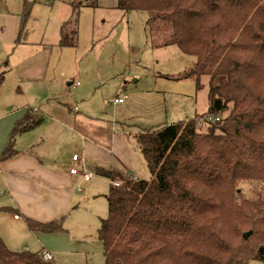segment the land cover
Instances as JSON below:
<instances>
[{
  "label": "trees",
  "instance_id": "trees-1",
  "mask_svg": "<svg viewBox=\"0 0 264 264\" xmlns=\"http://www.w3.org/2000/svg\"><path fill=\"white\" fill-rule=\"evenodd\" d=\"M118 7L149 15L155 46L176 45L194 57L182 78L194 79L198 91L206 80L209 98L204 115L127 135L151 178L106 195L108 215L97 234L104 264L264 262V0H119ZM77 28L75 10L62 26V47L76 46ZM42 122L28 111L0 159L15 156L18 136ZM243 184L260 189L246 197ZM26 223L34 233L66 232L64 218ZM0 264L56 263L12 251L0 237Z\"/></svg>",
  "mask_w": 264,
  "mask_h": 264
},
{
  "label": "rangeland",
  "instance_id": "rangeland-1",
  "mask_svg": "<svg viewBox=\"0 0 264 264\" xmlns=\"http://www.w3.org/2000/svg\"><path fill=\"white\" fill-rule=\"evenodd\" d=\"M118 1L0 0V72L21 62L27 55V50L20 49L19 42H42L52 49L49 63L41 61L37 67L38 82L18 83L17 72H14L7 84L1 86L0 111L11 107H14L12 111L39 110L45 123L37 130V136L45 134L50 143H54L49 126L52 119L73 124L75 117L86 114L107 116L114 99L126 95V91L159 90L165 94L171 109L170 124L204 115L208 110L207 81H203L204 87L198 91L194 79L182 78L193 67L194 57L184 55L176 45L155 46L146 31L149 15L141 11L126 12L118 7ZM26 8L29 9L27 17ZM75 10L78 14L77 44L75 48H62L58 46V25L61 27ZM23 22L25 30L20 35ZM73 81L80 82L81 87H69L68 83ZM201 128L206 129L205 126ZM64 139L60 147L64 146L71 154L79 150L73 135L64 136ZM138 166L143 173L141 179L150 180L143 158ZM94 175L93 180L99 179ZM108 186L104 181L102 188ZM242 187L245 196L250 198L255 196L254 189H260L256 184H243ZM83 191V194L90 193L85 187ZM104 194L107 193L99 192L94 195L97 197L87 200L65 225L80 247L91 245L87 254L79 249L76 253H60L55 256L57 264H104L105 258L94 243L98 240L100 218L108 215L109 203ZM31 237L27 247L36 252L35 239ZM22 248L21 241L14 242L11 247ZM251 264L264 262L252 261Z\"/></svg>",
  "mask_w": 264,
  "mask_h": 264
},
{
  "label": "crops",
  "instance_id": "crops-1",
  "mask_svg": "<svg viewBox=\"0 0 264 264\" xmlns=\"http://www.w3.org/2000/svg\"><path fill=\"white\" fill-rule=\"evenodd\" d=\"M65 22L61 27L58 25V46H61V30ZM19 44L20 49L27 50V55L21 62L0 72L5 74L2 85L7 84L14 72H17L18 83L35 84L40 80L38 65L40 66L41 61L50 60V46L42 42ZM68 86L76 89L81 84L73 81ZM126 93L115 98H123L124 102H114L107 116L92 117L86 114L80 118L75 117L73 124H68L63 119H52L49 126L54 134L51 140L55 144L50 143L45 134L37 136V130L45 123L43 117L42 124L15 140L18 151L15 156L0 159V237L10 250L31 252L30 247H27V240L31 235L35 239L36 252H49L56 264L55 256L60 253H76L79 249L81 253L87 254L91 245L80 247V243L69 235L66 226L65 233H34L29 230L26 219L49 223L64 218L66 225L69 217L77 214L87 200L97 197L94 195L99 192L105 191L108 194L111 187H114V182H128L130 173L141 180L143 173L138 165L139 160H144V157L127 135L170 125L171 109L166 95L159 90H134ZM12 110L14 107L0 111V156L11 139L15 125L28 111L35 110V114L40 115L35 108ZM68 135H73L79 144V150L72 154L64 146L60 147L65 140L64 136ZM51 144H54L53 147ZM75 155H78V161L73 160ZM72 168H76L78 173L71 174ZM100 171L109 173V176H104ZM93 174L99 179L93 180ZM84 175H90V179L86 180ZM104 181L108 183V188H102ZM83 187L90 193L83 194ZM107 194L103 196L106 198ZM103 219L105 218H100L99 228ZM18 241H21V245L24 244V248L11 249L14 242ZM94 243L104 257L102 242L98 239Z\"/></svg>",
  "mask_w": 264,
  "mask_h": 264
},
{
  "label": "built area",
  "instance_id": "built-area-1",
  "mask_svg": "<svg viewBox=\"0 0 264 264\" xmlns=\"http://www.w3.org/2000/svg\"><path fill=\"white\" fill-rule=\"evenodd\" d=\"M114 102L117 103V104L118 103L120 104V103H123L124 102V99L123 98H118V99H115ZM216 119L218 120V118H216ZM209 120L212 121L213 119L212 118H209ZM73 160L74 161H78L79 160L78 155H75L73 157ZM70 173L73 174V175H75V174L78 173V171H77L76 168H72V169H70ZM84 177H85L86 180H89L90 179V175H84ZM129 181H131V182H139L140 179H139L138 176L133 175L132 173H130L129 174ZM113 186L116 187V188H119V187H122L123 184H121L120 182H114L113 183ZM261 187H262V189H264V182L261 184ZM16 218H17V216H16ZM42 256H43V259L45 261H52L53 260V257H52V255L49 252L42 253Z\"/></svg>",
  "mask_w": 264,
  "mask_h": 264
},
{
  "label": "water",
  "instance_id": "water-1",
  "mask_svg": "<svg viewBox=\"0 0 264 264\" xmlns=\"http://www.w3.org/2000/svg\"><path fill=\"white\" fill-rule=\"evenodd\" d=\"M250 235H251V232H248V233H245L243 236L245 239H248Z\"/></svg>",
  "mask_w": 264,
  "mask_h": 264
}]
</instances>
